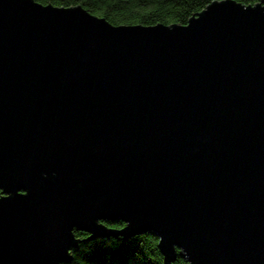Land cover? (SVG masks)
<instances>
[{"label": "water", "instance_id": "1", "mask_svg": "<svg viewBox=\"0 0 264 264\" xmlns=\"http://www.w3.org/2000/svg\"><path fill=\"white\" fill-rule=\"evenodd\" d=\"M0 191V264L148 231L162 264H264V0L145 26L0 0Z\"/></svg>", "mask_w": 264, "mask_h": 264}, {"label": "trees", "instance_id": "2", "mask_svg": "<svg viewBox=\"0 0 264 264\" xmlns=\"http://www.w3.org/2000/svg\"><path fill=\"white\" fill-rule=\"evenodd\" d=\"M51 6H81L92 15L102 17L111 24L153 25L155 23H187L190 12L203 8L211 0H34ZM250 5L260 0H236ZM198 12H195L196 15ZM170 26V25H169ZM109 227L123 226L121 221H104ZM86 232L75 231L76 236ZM70 250V260L63 264H162L163 255L154 232H144L122 237L99 236L90 240L78 238ZM172 264H186L177 255Z\"/></svg>", "mask_w": 264, "mask_h": 264}, {"label": "flooded vegetation", "instance_id": "3", "mask_svg": "<svg viewBox=\"0 0 264 264\" xmlns=\"http://www.w3.org/2000/svg\"><path fill=\"white\" fill-rule=\"evenodd\" d=\"M0 195H1V191H0ZM104 221H102V223H103ZM104 224V223H103ZM106 225V224H105ZM123 225H124V223H123ZM79 232H82V231H79ZM87 233V232H86Z\"/></svg>", "mask_w": 264, "mask_h": 264}]
</instances>
